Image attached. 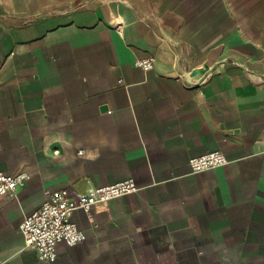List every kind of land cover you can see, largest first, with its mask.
Listing matches in <instances>:
<instances>
[{
  "label": "crops",
  "instance_id": "0c3cea01",
  "mask_svg": "<svg viewBox=\"0 0 264 264\" xmlns=\"http://www.w3.org/2000/svg\"><path fill=\"white\" fill-rule=\"evenodd\" d=\"M0 146L30 176L0 195V264H264V0H0ZM129 178L73 214L85 242L26 245L48 194Z\"/></svg>",
  "mask_w": 264,
  "mask_h": 264
},
{
  "label": "built area",
  "instance_id": "2783aa9c",
  "mask_svg": "<svg viewBox=\"0 0 264 264\" xmlns=\"http://www.w3.org/2000/svg\"><path fill=\"white\" fill-rule=\"evenodd\" d=\"M137 64L147 71L151 70L155 65V57L150 55L138 60ZM81 152L83 153V150ZM229 162L225 152L217 150L191 158L190 165L194 172H203L224 166ZM29 177L26 172L20 174L0 172V195L14 196ZM137 190L135 179L129 178L107 186L90 188L77 196H74L68 188L50 193L43 205L26 216L20 224L26 245L35 247L39 251L41 260L53 261L58 257L57 249L60 244L71 248L87 239L85 232L72 221L76 211L83 210L90 215L96 207Z\"/></svg>",
  "mask_w": 264,
  "mask_h": 264
}]
</instances>
